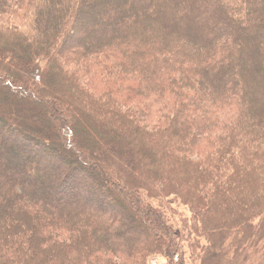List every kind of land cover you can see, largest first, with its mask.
Segmentation results:
<instances>
[{
  "label": "trees",
  "instance_id": "1",
  "mask_svg": "<svg viewBox=\"0 0 264 264\" xmlns=\"http://www.w3.org/2000/svg\"><path fill=\"white\" fill-rule=\"evenodd\" d=\"M3 95L0 264H264V0H0Z\"/></svg>",
  "mask_w": 264,
  "mask_h": 264
},
{
  "label": "rangeland",
  "instance_id": "2",
  "mask_svg": "<svg viewBox=\"0 0 264 264\" xmlns=\"http://www.w3.org/2000/svg\"><path fill=\"white\" fill-rule=\"evenodd\" d=\"M82 14H83V12H81L80 15H78V17H77L78 21L75 23V25H73V31H72L73 33L71 35V40H73V41H71L72 44L74 42H76L78 39H80L81 36H82L81 33H82V29L84 28V23H85V18L83 17ZM24 85L25 86H23V87L26 90H28L31 87V85L28 84V83L24 84ZM1 100L2 101L0 102V104L3 105L5 108L13 109L15 111H21L22 113H24V112L21 109L26 107V106H28V105H25L24 103L20 102L16 97H12L11 95H9V96L3 95V96H1ZM3 136H4L3 133L2 134L0 133V152H2L1 150L4 149L5 147H6L7 151H9L8 155L1 154V155L4 156V160L7 159L9 163H14V164H17V163L23 161L22 158L20 157V154L18 156H16V155H13L11 153V151L9 150V148H10L9 147L10 146V140L8 138H4ZM19 153H20V151H19ZM7 157H9V158H7ZM91 180H93V179H90L89 182L88 181L82 182V183H84L83 184L84 185V190L93 191L92 189L94 187H93V184L91 183ZM97 191L98 190L96 189V191H94V192L96 193ZM55 193H57V192H55ZM87 198H88V200L89 199L92 200V197L81 196V195H79V197H78L79 200H84V199H87ZM113 208L115 210L116 206H113ZM116 211L118 212V210H115V212ZM172 220L176 221L177 217L174 216L172 218ZM185 250H186V252H185L186 256L185 257L189 258L190 257V252L188 251L187 248ZM174 260L176 261V257H175ZM156 262H159L161 264H165V261L163 259H161L159 256L157 257V255L156 256L155 255L149 256L148 259H147V264H155ZM186 263L189 264L188 261H186Z\"/></svg>",
  "mask_w": 264,
  "mask_h": 264
},
{
  "label": "built area",
  "instance_id": "3",
  "mask_svg": "<svg viewBox=\"0 0 264 264\" xmlns=\"http://www.w3.org/2000/svg\"><path fill=\"white\" fill-rule=\"evenodd\" d=\"M155 264H159V263L156 262Z\"/></svg>",
  "mask_w": 264,
  "mask_h": 264
}]
</instances>
